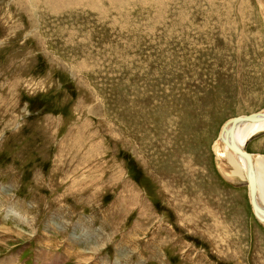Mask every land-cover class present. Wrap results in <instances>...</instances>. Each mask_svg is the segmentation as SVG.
I'll list each match as a JSON object with an SVG mask.
<instances>
[{
	"label": "rangeland",
	"instance_id": "374dc122",
	"mask_svg": "<svg viewBox=\"0 0 264 264\" xmlns=\"http://www.w3.org/2000/svg\"><path fill=\"white\" fill-rule=\"evenodd\" d=\"M262 109L264 0H0V264H264Z\"/></svg>",
	"mask_w": 264,
	"mask_h": 264
},
{
	"label": "bare ground",
	"instance_id": "6f19581e",
	"mask_svg": "<svg viewBox=\"0 0 264 264\" xmlns=\"http://www.w3.org/2000/svg\"><path fill=\"white\" fill-rule=\"evenodd\" d=\"M131 67V66H130ZM151 78V77H150ZM150 91V90H149ZM253 117V121H245L242 118L238 120V122L233 126V144H235L238 148H244L243 145L250 138L255 136L260 131H264V109L258 111L257 113H252L250 115H243ZM261 117V118H260ZM237 118V117H235ZM229 119L223 125L219 137L215 141L213 146L214 152L217 156V159L227 167L236 168L238 174H245L248 171V183H249V199L252 206V180L249 173L248 163L245 158L235 152L231 145L230 138V127L231 121ZM248 152V151H247ZM254 166V175L256 176V206L257 212L255 213L254 208L252 207L253 215L257 218V220L261 223L264 222V155L253 156L250 152H248ZM137 200V199H136ZM264 224V223H263ZM9 261V260H8ZM11 263H13L11 261Z\"/></svg>",
	"mask_w": 264,
	"mask_h": 264
},
{
	"label": "water",
	"instance_id": "95a60500",
	"mask_svg": "<svg viewBox=\"0 0 264 264\" xmlns=\"http://www.w3.org/2000/svg\"><path fill=\"white\" fill-rule=\"evenodd\" d=\"M242 118L243 120L245 121H253V117H250V116H244V117H237V118H234L232 121H231V127H230V138H231V145H232V148L233 150H235V152L241 154L245 160H247V163H248V168H249V173H250V176H251V180H252V188H251V192H252V207L254 208V211L255 213L257 212V206H256V192H255V189H256V176L254 175V166H253V162L251 160V157L249 155V153L244 149V148H238L235 144H233V126L238 122V120ZM261 118V117H260ZM264 118V117H262Z\"/></svg>",
	"mask_w": 264,
	"mask_h": 264
}]
</instances>
